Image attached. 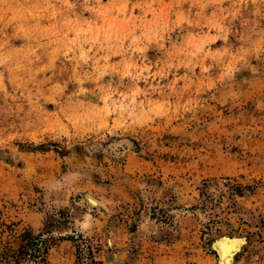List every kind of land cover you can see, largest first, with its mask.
<instances>
[{"label":"rangeland","instance_id":"obj_1","mask_svg":"<svg viewBox=\"0 0 264 264\" xmlns=\"http://www.w3.org/2000/svg\"><path fill=\"white\" fill-rule=\"evenodd\" d=\"M26 230L46 264H264V0H0V251Z\"/></svg>","mask_w":264,"mask_h":264},{"label":"trees","instance_id":"obj_2","mask_svg":"<svg viewBox=\"0 0 264 264\" xmlns=\"http://www.w3.org/2000/svg\"><path fill=\"white\" fill-rule=\"evenodd\" d=\"M42 233L34 234L26 230L20 235L21 243L16 250L5 248L0 251V263L23 264L26 260H38V264L45 263V254L47 253L46 240L42 239Z\"/></svg>","mask_w":264,"mask_h":264},{"label":"bare ground","instance_id":"obj_3","mask_svg":"<svg viewBox=\"0 0 264 264\" xmlns=\"http://www.w3.org/2000/svg\"><path fill=\"white\" fill-rule=\"evenodd\" d=\"M245 243L242 236L220 234L212 241L211 247L218 253L219 264H233Z\"/></svg>","mask_w":264,"mask_h":264}]
</instances>
